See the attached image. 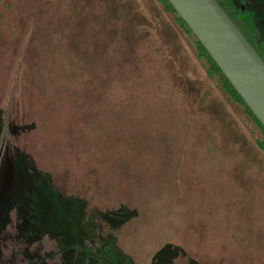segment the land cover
<instances>
[{"label":"rangeland","instance_id":"1","mask_svg":"<svg viewBox=\"0 0 264 264\" xmlns=\"http://www.w3.org/2000/svg\"><path fill=\"white\" fill-rule=\"evenodd\" d=\"M19 1L0 0V264H264L260 131L198 63L180 66L195 61L183 35L188 58L161 55L139 22L129 48L131 0L110 29L96 4L45 0L36 37ZM59 16L94 24L89 43L53 29Z\"/></svg>","mask_w":264,"mask_h":264},{"label":"trees","instance_id":"2","mask_svg":"<svg viewBox=\"0 0 264 264\" xmlns=\"http://www.w3.org/2000/svg\"><path fill=\"white\" fill-rule=\"evenodd\" d=\"M19 1V0H18ZM77 3V6L79 5H89V4H96V7L99 9L100 16L103 15V21L100 20L101 26L103 28L109 27L110 24V16H115L118 12V8L116 7L117 4L114 0L115 5L112 4V0H100V5L98 3H94L93 0H75ZM143 3H141L139 0H131V4L129 5V9L127 11L131 12V17H129L127 21H125V25L122 28H120V33L122 34V37L127 41L126 43L129 44V48L131 46L132 39L131 37L134 35L133 30L135 32L136 23H140L143 25V28L146 29V33L149 34L154 42L158 44L159 53L162 55L163 50L166 53L169 50V46L167 44H171V52L173 54H178V57L182 59L183 56L187 57V51H184L183 48H181L180 44L177 42L178 35L177 33H181L184 37V42L186 43V46L191 50L193 56L195 57V61L192 60V63L188 64V61L184 59L182 65L186 68H190L192 71H196V64L198 63L200 67L203 69L205 76L208 80L212 81L214 85L222 92L227 95L228 100L233 102L236 106H239L242 108V110L249 116V119L255 124V126L260 131V136L255 137V141L257 142V145L264 150V126L260 123V121L256 118V116L253 114V112L245 105L241 97L237 94V92L234 90L232 85L229 83V81L226 79V77L223 75V73L220 71L216 63L212 60V58L209 56L207 51L204 49V47L200 44V42L197 40V38L194 36V34L191 32V30L188 28V26L185 24V22L180 18V16L176 13V11L173 9L171 4L167 0H142ZM217 3L222 7V9L226 12V14L231 18V20L235 23V25L238 27V29L243 33V35L246 37V39L249 41V43L254 47V49L257 51V53L260 55V57L264 60V41L260 42H254L253 39L250 38V35L255 30V25L250 19H245L243 15H239V13H234L233 10L229 7H227L228 0H216ZM45 0H21L19 1V6L22 7V9L26 8V10L29 8V17L33 18V22L35 27H31V35L34 34L36 37L41 36L39 32H41L40 28L36 27V15L40 12V9L43 5ZM24 3V4H23ZM145 3L150 9V12L147 13ZM21 5V6H20ZM26 5V6H24ZM73 8V7H72ZM78 11L76 9V6H74L73 12ZM127 11L125 14H127ZM80 12V11H79ZM96 11L92 10L90 13H84L85 18L80 22L78 20V25H83L86 19L88 22H94L96 20L95 16ZM249 17V15H248ZM87 22V23H88ZM98 22V23H100ZM56 24H53L54 27L58 28L59 25L66 26L65 31H68V37L65 36L68 41L74 42V35L72 34V31H76L81 36V43L84 44V42H88V39L92 37L91 31L93 30L94 24L88 23L91 28L89 32L86 30H80L78 29V26L76 24L75 29H71L69 26L70 21L66 19H62L60 16L58 17L57 21H55ZM135 23V24H132ZM5 28H7V24L4 23ZM114 26H110V28H113ZM59 29V28H58ZM67 29V30H66ZM85 29H88L85 26ZM58 30H50V33L52 37H57ZM3 36L7 38L6 41H11L10 37L13 34L12 29L9 27V29L3 30ZM30 35V37H31ZM79 36V37H80ZM101 37L105 38L107 41H111L114 37L112 34L107 33L105 31H102ZM150 38V39H151ZM39 38L38 40H40ZM138 41V40H137ZM89 43V42H88ZM50 42H48L49 46ZM84 44V45H86ZM35 43L33 44V46ZM41 52L42 49L47 50V46L44 45V42L39 45ZM155 47V45H154ZM157 47V46H156ZM157 47V48H158ZM43 55V54H42ZM137 55H135L136 59ZM188 58V57H187ZM182 61V60H181ZM42 68V72L39 74H47V75H53L55 72L53 71V68L50 66H46L47 63ZM34 63L31 61L26 62V72L25 76L28 77V80H33L35 69H33ZM191 66V67H188ZM183 69V67H181ZM184 70V69H183ZM188 77L187 75L185 76ZM66 78H69V76H66ZM33 82V81H32ZM188 85L191 87V82H187ZM188 86V89H191ZM81 88V87H80ZM80 88L77 89V93L83 92L80 91ZM75 89V88H73ZM84 95V94H83ZM90 96V99H89ZM92 100V95H84V100ZM95 102V101H94ZM26 165H32L26 161H24ZM34 165V164H33ZM35 166V165H34ZM53 182V181H52ZM95 260V259H93Z\"/></svg>","mask_w":264,"mask_h":264},{"label":"water","instance_id":"3","mask_svg":"<svg viewBox=\"0 0 264 264\" xmlns=\"http://www.w3.org/2000/svg\"><path fill=\"white\" fill-rule=\"evenodd\" d=\"M264 126V60L216 0H167Z\"/></svg>","mask_w":264,"mask_h":264},{"label":"flooded vegetation","instance_id":"4","mask_svg":"<svg viewBox=\"0 0 264 264\" xmlns=\"http://www.w3.org/2000/svg\"><path fill=\"white\" fill-rule=\"evenodd\" d=\"M251 1L252 0H228L227 7L231 8L234 13H239L238 16L243 15L245 19H250V21L254 23L256 28L253 31V33L250 35V38L253 39L254 42L264 41V36L261 34L262 31L260 29V24H259L260 21L256 19L253 13V9L255 10V7L257 8L259 7L258 6L259 2L254 4ZM247 3H249L251 7H249ZM261 25H264V22H262Z\"/></svg>","mask_w":264,"mask_h":264}]
</instances>
